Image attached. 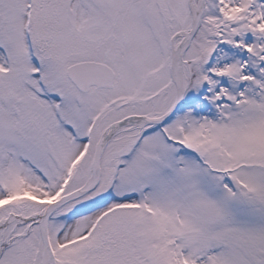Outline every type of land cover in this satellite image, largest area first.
Wrapping results in <instances>:
<instances>
[{"label": "snow or ice", "instance_id": "1", "mask_svg": "<svg viewBox=\"0 0 264 264\" xmlns=\"http://www.w3.org/2000/svg\"><path fill=\"white\" fill-rule=\"evenodd\" d=\"M0 264H264V0H0Z\"/></svg>", "mask_w": 264, "mask_h": 264}]
</instances>
